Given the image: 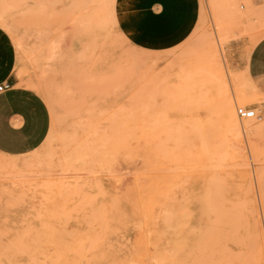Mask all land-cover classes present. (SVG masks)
<instances>
[{"label":"rangeland","instance_id":"374dc122","mask_svg":"<svg viewBox=\"0 0 264 264\" xmlns=\"http://www.w3.org/2000/svg\"><path fill=\"white\" fill-rule=\"evenodd\" d=\"M263 36L264 0H0L48 123L0 153V264H264V117L236 115L264 96L230 61Z\"/></svg>","mask_w":264,"mask_h":264},{"label":"crops","instance_id":"0c3cea01","mask_svg":"<svg viewBox=\"0 0 264 264\" xmlns=\"http://www.w3.org/2000/svg\"><path fill=\"white\" fill-rule=\"evenodd\" d=\"M230 61L233 68L243 71L245 77L256 86L257 92L264 96V36L248 53L242 54L241 51L235 50ZM17 83L13 71H0V85H9L8 89L0 92V153L9 157L36 151L37 147L48 138H46L48 123L45 106L38 99H32L33 95L26 88L16 87ZM28 100L32 101L34 107L29 105ZM35 106L42 110L41 122L38 117L37 123L39 138H36L37 131L33 130L36 125L33 126L31 121L34 119L31 116L34 114ZM40 109L37 111L39 112Z\"/></svg>","mask_w":264,"mask_h":264},{"label":"built area","instance_id":"2783aa9c","mask_svg":"<svg viewBox=\"0 0 264 264\" xmlns=\"http://www.w3.org/2000/svg\"><path fill=\"white\" fill-rule=\"evenodd\" d=\"M9 88V85H0V92ZM236 114L240 120L256 119L261 120L264 117V105L262 108L249 107L245 105L236 106Z\"/></svg>","mask_w":264,"mask_h":264},{"label":"bare ground","instance_id":"6f19581e","mask_svg":"<svg viewBox=\"0 0 264 264\" xmlns=\"http://www.w3.org/2000/svg\"><path fill=\"white\" fill-rule=\"evenodd\" d=\"M237 115V114H236ZM238 117V116H237ZM239 119V118H238ZM240 120V119H239ZM246 120H251V119H246ZM246 120H240V121H246ZM253 120H256V119H253ZM229 121L231 122L232 120H231V118L229 119ZM233 130H237L238 131V133H241V131H240V128L239 127H234V129ZM252 133H255L256 131H259V127L258 128H256V129H253V130H250ZM244 133H246L245 132V130H244Z\"/></svg>","mask_w":264,"mask_h":264}]
</instances>
